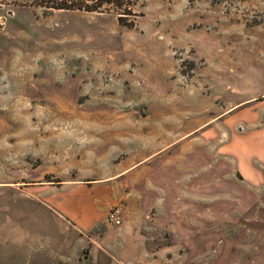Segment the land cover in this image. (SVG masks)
I'll use <instances>...</instances> for the list:
<instances>
[{
    "label": "rangeland",
    "instance_id": "rangeland-1",
    "mask_svg": "<svg viewBox=\"0 0 264 264\" xmlns=\"http://www.w3.org/2000/svg\"><path fill=\"white\" fill-rule=\"evenodd\" d=\"M122 4L0 0V264H264V0Z\"/></svg>",
    "mask_w": 264,
    "mask_h": 264
},
{
    "label": "trees",
    "instance_id": "trees-1",
    "mask_svg": "<svg viewBox=\"0 0 264 264\" xmlns=\"http://www.w3.org/2000/svg\"><path fill=\"white\" fill-rule=\"evenodd\" d=\"M34 5L51 11H84L88 13H103L110 6L122 8L123 0H32ZM105 7H107L105 9ZM120 17L119 19H123Z\"/></svg>",
    "mask_w": 264,
    "mask_h": 264
},
{
    "label": "crops",
    "instance_id": "crops-1",
    "mask_svg": "<svg viewBox=\"0 0 264 264\" xmlns=\"http://www.w3.org/2000/svg\"><path fill=\"white\" fill-rule=\"evenodd\" d=\"M205 126V125H204ZM159 153V151L157 152ZM156 153V154H157ZM153 155L151 156H148L140 161H135V162H131L130 164L126 165L124 168L121 169L120 172H117L115 173V175H113L112 177L108 178V181L112 182V181H115V180H122V179H125V180H128L129 178H133V176L135 175L136 172H138L141 168V166L143 167V165H147L146 163L151 161L150 158L152 157ZM145 171H149V170H146ZM85 210L81 211V208L79 210V214L81 215L82 212H84V216L88 219V217L90 218L91 217V213H92V210L88 207H84ZM103 211V209H101ZM104 212V211H103ZM124 216V215H123ZM124 219V217H123ZM124 225L126 224V219H124Z\"/></svg>",
    "mask_w": 264,
    "mask_h": 264
},
{
    "label": "built area",
    "instance_id": "built-area-1",
    "mask_svg": "<svg viewBox=\"0 0 264 264\" xmlns=\"http://www.w3.org/2000/svg\"><path fill=\"white\" fill-rule=\"evenodd\" d=\"M109 220L113 224L120 226L123 223V217L122 213L120 212L119 209H114L111 212H109Z\"/></svg>",
    "mask_w": 264,
    "mask_h": 264
}]
</instances>
